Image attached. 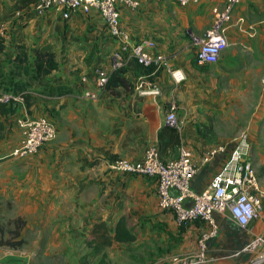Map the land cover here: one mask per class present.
<instances>
[{
    "label": "crops",
    "instance_id": "0c3cea01",
    "mask_svg": "<svg viewBox=\"0 0 264 264\" xmlns=\"http://www.w3.org/2000/svg\"><path fill=\"white\" fill-rule=\"evenodd\" d=\"M21 1L0 0V33L8 48L14 43L25 44L30 51L50 47L60 69L48 76L47 85L70 89L68 94L54 97L35 93V103L29 108L18 103L15 115L37 117L47 111L44 116L56 128V138L49 143L55 161L48 200L64 207L68 221L80 227L48 232L46 242H40L41 248L54 254L60 247L54 239L62 236L64 252L76 253L78 249L82 264H112L116 260L112 251L117 247L113 244L101 252L102 248L90 245L91 229L100 222L113 228L124 217L135 242L144 245L131 257V264H161L170 256L194 253L203 226L195 223L179 227L171 213L158 210L154 179L113 172L108 164L115 159L140 161L147 148L157 147L158 132L168 126L165 108L170 102H175L182 123L180 149L190 151L195 163L200 162L205 150L224 144L200 135L197 128L212 124L213 116L228 106L225 99L230 93L258 88L264 92V0H243L233 9L225 23L226 49L215 64L202 68L194 63L197 48L192 38L202 37L212 27V10L221 9L222 0H201L185 7L175 0H141L138 10L120 7V24L132 40H153L156 47L151 52L166 56L169 66L184 74L185 80L175 83L167 70L160 69L152 80L160 89L158 97L139 96L134 85L141 76L131 71L126 78L133 84L132 90L118 88L112 93L95 86L94 68L111 71L116 49L97 12L64 19L50 11L38 17L35 2L21 6ZM11 60L9 52L4 62ZM85 91L95 94L96 99L85 97ZM262 115L264 96L254 116L259 119ZM224 157L218 155L199 169L192 191L199 193L209 186ZM216 220L218 235L208 244L205 264H246L247 256L241 251L252 236L264 233V222L256 221L251 231H243L226 213L217 215ZM155 247L158 250L154 253L151 249Z\"/></svg>",
    "mask_w": 264,
    "mask_h": 264
},
{
    "label": "built area",
    "instance_id": "2783aa9c",
    "mask_svg": "<svg viewBox=\"0 0 264 264\" xmlns=\"http://www.w3.org/2000/svg\"><path fill=\"white\" fill-rule=\"evenodd\" d=\"M175 1L185 7L201 0ZM242 1L222 0V8L212 10V27L202 37L192 38L197 48L194 57L197 67L212 65L219 60L227 47L225 23L233 9ZM122 6L135 11L140 8L141 0H37L34 12L36 16L43 17L48 12L55 11L64 19L72 14L87 16L92 11L99 14L116 46L112 54V70L103 67H95L93 70L95 86L100 90H105L110 72L124 67L132 60L145 67L165 69L175 83L183 82L184 74L171 68L166 56L151 52L156 47L153 40H132L120 24L119 8ZM262 82L264 83V78ZM134 90L141 97L160 96V89L145 76L137 78ZM84 96L96 99V95L89 91H85ZM9 101L22 103V98L0 92V102ZM165 120L168 126L178 131L181 129L182 123L177 118L175 102H170L165 108ZM16 125L20 140L11 150L10 156L14 158L32 156L56 137L54 124L44 115L17 118ZM218 155L225 157L209 186L199 193L192 191V181L199 169ZM108 168L124 175L154 179L158 210L171 213L179 227L195 223L203 226L194 253L173 255L161 264H205L208 261V244L218 235L217 215L226 213L239 229L251 231L252 223L259 221L264 213V181L252 166L245 132L240 133L231 144H219L205 150L198 164L186 149H180L176 158L162 161L158 148L151 146L146 149L142 160L115 159L108 164ZM241 253L247 256L246 264H264V233L252 236Z\"/></svg>",
    "mask_w": 264,
    "mask_h": 264
},
{
    "label": "rangeland",
    "instance_id": "374dc122",
    "mask_svg": "<svg viewBox=\"0 0 264 264\" xmlns=\"http://www.w3.org/2000/svg\"><path fill=\"white\" fill-rule=\"evenodd\" d=\"M240 92L230 93L225 99L228 106L213 116L212 124L200 126L197 130L200 135L211 136L216 143L224 144H231L240 133L245 132L252 166L264 181V115L259 119L254 116L264 92L259 88ZM46 112L40 113L47 115ZM1 120L5 130L0 140V264H82L78 249L76 253L64 252L61 242L65 239L62 236L54 239V243L60 245L54 254H47L41 248L43 243L40 242H46L48 232L56 230V233H61L80 228L77 223L68 221L64 207L55 206L48 200L54 180L55 156L49 152L52 144L42 146L32 156L14 158L10 156L11 150L20 140L17 117ZM259 221L264 222V213ZM92 244L96 246V243ZM113 244L117 249L112 251L116 258L112 264H131V257L144 246L140 241L120 246ZM156 250L157 247L154 251L151 249L154 253ZM96 256L100 255L97 253Z\"/></svg>",
    "mask_w": 264,
    "mask_h": 264
},
{
    "label": "trees",
    "instance_id": "16d2710c",
    "mask_svg": "<svg viewBox=\"0 0 264 264\" xmlns=\"http://www.w3.org/2000/svg\"><path fill=\"white\" fill-rule=\"evenodd\" d=\"M36 1L22 0L20 5L24 6ZM9 52L12 53V60L11 63L5 64L4 59ZM59 69L56 54L50 47L35 48L30 51L25 44L14 43L8 48L5 37L0 33V92L20 96L26 108L35 103L36 98L33 96L35 93L54 97L70 92V89L64 85H47L48 76ZM128 71H131L134 76H145L152 81L160 69L155 66L145 67L132 60L124 67L110 72L105 90L112 93L118 88L132 90L133 84L126 78ZM18 111L19 104L15 101L0 102V140L3 138L5 130L4 122L1 119L14 117ZM180 143L179 131L176 128L162 127L157 135L160 159L167 161L174 158L180 149ZM90 234L96 247L102 248L110 247L113 243L129 244L136 240L124 217H121L113 228L108 227L105 222L97 223L93 225Z\"/></svg>",
    "mask_w": 264,
    "mask_h": 264
}]
</instances>
